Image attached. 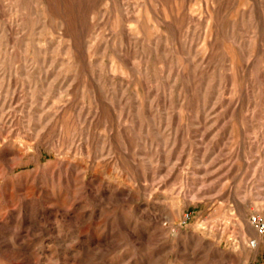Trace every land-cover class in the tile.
Listing matches in <instances>:
<instances>
[{"label": "rangeland", "instance_id": "rangeland-1", "mask_svg": "<svg viewBox=\"0 0 264 264\" xmlns=\"http://www.w3.org/2000/svg\"><path fill=\"white\" fill-rule=\"evenodd\" d=\"M253 214L264 0H0V264H264Z\"/></svg>", "mask_w": 264, "mask_h": 264}, {"label": "built area", "instance_id": "built-area-1", "mask_svg": "<svg viewBox=\"0 0 264 264\" xmlns=\"http://www.w3.org/2000/svg\"><path fill=\"white\" fill-rule=\"evenodd\" d=\"M191 215L186 214L184 215L182 219V224L185 226L190 221ZM250 224L252 228L258 233L260 237H264V217H261L259 215L253 214L250 217ZM249 247L252 249H257L259 246V240L258 239H250L248 243Z\"/></svg>", "mask_w": 264, "mask_h": 264}]
</instances>
